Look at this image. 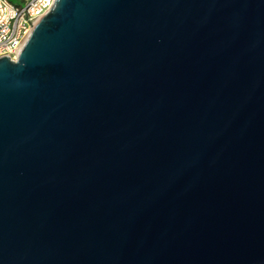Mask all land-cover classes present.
<instances>
[{
  "label": "water",
  "instance_id": "obj_1",
  "mask_svg": "<svg viewBox=\"0 0 264 264\" xmlns=\"http://www.w3.org/2000/svg\"><path fill=\"white\" fill-rule=\"evenodd\" d=\"M0 264H264V0H56L0 59Z\"/></svg>",
  "mask_w": 264,
  "mask_h": 264
},
{
  "label": "built area",
  "instance_id": "obj_2",
  "mask_svg": "<svg viewBox=\"0 0 264 264\" xmlns=\"http://www.w3.org/2000/svg\"><path fill=\"white\" fill-rule=\"evenodd\" d=\"M55 1L0 0V59H17L34 27Z\"/></svg>",
  "mask_w": 264,
  "mask_h": 264
}]
</instances>
